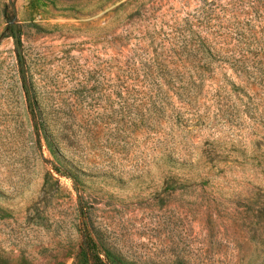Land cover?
<instances>
[{"label":"rangeland","instance_id":"obj_1","mask_svg":"<svg viewBox=\"0 0 264 264\" xmlns=\"http://www.w3.org/2000/svg\"><path fill=\"white\" fill-rule=\"evenodd\" d=\"M86 238L264 264V0H0V264Z\"/></svg>","mask_w":264,"mask_h":264},{"label":"trees","instance_id":"obj_2","mask_svg":"<svg viewBox=\"0 0 264 264\" xmlns=\"http://www.w3.org/2000/svg\"><path fill=\"white\" fill-rule=\"evenodd\" d=\"M11 35L14 39V43L18 41L20 45V40H19L18 33L16 32V30H13L11 32ZM17 56L19 60V65L21 66L23 60H22L19 48L17 49ZM23 86H24V90L27 96L28 107H29V110H31V100L28 96V90L25 85ZM80 255H81V258L83 259L84 264H103L99 258L95 245L91 242L89 238H86V240L81 245Z\"/></svg>","mask_w":264,"mask_h":264},{"label":"water","instance_id":"obj_3","mask_svg":"<svg viewBox=\"0 0 264 264\" xmlns=\"http://www.w3.org/2000/svg\"><path fill=\"white\" fill-rule=\"evenodd\" d=\"M14 44H15V47L18 48V46H19L18 41H16Z\"/></svg>","mask_w":264,"mask_h":264}]
</instances>
